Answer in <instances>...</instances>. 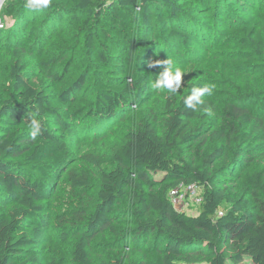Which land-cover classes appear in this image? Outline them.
I'll return each mask as SVG.
<instances>
[{
  "label": "trees",
  "instance_id": "trees-1",
  "mask_svg": "<svg viewBox=\"0 0 264 264\" xmlns=\"http://www.w3.org/2000/svg\"><path fill=\"white\" fill-rule=\"evenodd\" d=\"M176 1L179 0H70L72 9L86 12L89 17L96 12L105 15L109 27L126 39L129 50L111 64L110 75L104 79L95 76L96 68L86 58L78 62L61 60L56 67L49 61L48 75L56 87L54 97L40 89L35 80L23 76L24 47L11 49L9 71L14 92L0 105V120L6 117L27 130L0 133V196L12 204L0 215V264H44L40 248L45 218L40 201L51 196L60 178L70 192V211L60 215L58 221L73 223L74 244L66 254L65 233L58 241H47L46 264H121L94 249V245L102 244L106 231L114 230L112 214L121 200L136 205L141 217L132 238L131 251L136 259L143 257V238L153 233L159 252L157 264H229L246 259L264 264V162L255 165L250 157H244L242 176L248 185L250 204L243 207L219 189L206 171L212 161L222 156L220 147L203 157L201 168L170 159L176 147L193 139L201 144L207 140H238L243 126L252 120L249 110L233 102L218 108L207 95L197 110L186 108L184 99L193 88L200 87L198 82L164 95L162 134L158 133L160 119L155 113L134 108L141 81L137 66L153 47L149 39H160L168 47L191 39L188 32L171 26L168 19L153 10L154 4ZM52 4L60 12L64 9L63 0ZM259 18L261 31L246 25L234 30L237 47L245 55L234 61L237 65L252 66L257 61L264 64V13H259ZM193 67L194 77L199 76L201 64ZM92 83L96 94L90 98L87 90ZM128 109L135 112L134 126L124 133L121 143L109 148V160L114 166L106 169L102 167L105 159L99 154L97 137ZM213 112L220 113L221 124L206 135L204 119ZM33 119L40 123L35 140L30 136ZM84 124H88L82 128L84 134L92 130L93 137L86 144L78 141L83 151L81 158L100 169V187L94 199L85 193L91 185L88 172L70 165L67 144V139L76 136ZM154 173L172 180V184L161 193L142 192L141 184H152ZM180 182L202 187V202L196 213L180 212L170 203L169 190ZM223 203L229 207L224 208Z\"/></svg>",
  "mask_w": 264,
  "mask_h": 264
},
{
  "label": "rangeland",
  "instance_id": "rangeland-1",
  "mask_svg": "<svg viewBox=\"0 0 264 264\" xmlns=\"http://www.w3.org/2000/svg\"><path fill=\"white\" fill-rule=\"evenodd\" d=\"M97 1L109 3L113 0ZM53 2L57 0H52L51 3ZM70 3V0H63L64 9L61 12L50 4L48 8L34 13L24 7L25 0H0V105L14 92L9 71L13 47L23 46L26 50L23 76L35 80L39 88L51 97L55 96L56 87L48 75L49 61H52V67H56L61 60L78 62L86 58L96 68L95 76L104 79L110 75L108 71L112 70L111 64L117 63L119 57L127 54L128 42L109 27L105 15H98L96 12L89 17L86 12L72 9ZM153 10L168 19L171 26L188 32L191 39L187 43L181 42L170 47L164 45L160 39H149L153 47L145 60L137 66L141 81L138 84V101L134 108L143 113H155L160 119L158 133H163L162 101L167 92L151 87L158 74L163 71V66L149 68L148 63L166 59H170L175 66L185 71L182 85L195 82L200 87L205 84L215 85L212 95L208 97L218 108L227 102L247 108L252 120L243 126L238 140L231 143L207 140L201 144L193 139L176 147L170 154L173 163H187L201 168L203 157L211 149L220 147L222 156L212 161L206 171L219 189H224L238 205L247 207L250 204V194L247 182L242 176L244 157H250L255 165L264 162V64L261 61L252 66L234 63L245 56L237 47L238 40L234 30L238 26L246 25L261 31L259 13H264V0H179L169 5L154 4ZM90 37L91 41L88 42ZM200 64V75L194 77L193 66ZM95 94V84L92 83L88 87L87 96L93 98ZM134 116L133 110L122 112L97 137L99 154L105 159L102 167L113 168L114 164L109 160V148L122 142L124 133L134 126ZM204 121L207 122L205 131L208 135L221 124L220 113H209ZM87 127L88 124L82 125L76 136L67 139V144L71 156L70 165L88 172L91 185L85 189V193L94 199L100 187V169L82 160L83 151L79 150L78 144L79 140L86 144L93 137L92 130L87 131L89 134H84L82 128ZM25 130L26 126L14 124L6 117L0 120V133H20ZM151 176L154 179L152 184H141L144 193H161L173 182L159 173ZM69 193L60 178L54 185L51 196L40 201L45 218V233L40 248L44 264L49 257L47 241H58L62 232L66 234L63 251L69 254L73 249V223L68 220L58 221L60 215L70 211ZM11 205V202L0 196V215L5 214ZM223 207L227 208L229 205L223 203ZM136 210L137 206H130L126 200H121L114 206L111 220L114 230L105 232L102 244H93L98 254L121 264L159 262L153 233L146 235L140 243L143 257L136 259L133 256L132 238L141 219ZM191 211L197 212L194 209ZM228 263L253 264L248 259L239 263ZM195 264L209 263L203 261Z\"/></svg>",
  "mask_w": 264,
  "mask_h": 264
},
{
  "label": "clouds",
  "instance_id": "clouds-1",
  "mask_svg": "<svg viewBox=\"0 0 264 264\" xmlns=\"http://www.w3.org/2000/svg\"><path fill=\"white\" fill-rule=\"evenodd\" d=\"M51 2L52 0H25L24 7L29 11H38L48 8ZM159 66H163V71L158 74L151 87L170 94L177 93L182 87L183 76L186 74L185 71L175 66L170 59L149 61L148 63L149 68ZM214 88L215 85L213 84H205L202 87L193 88L191 93L185 97L184 106L193 111L197 110V107L204 102L202 98L206 95L211 96ZM30 128V136L35 140L40 133L39 121L33 119Z\"/></svg>",
  "mask_w": 264,
  "mask_h": 264
},
{
  "label": "built area",
  "instance_id": "built-area-1",
  "mask_svg": "<svg viewBox=\"0 0 264 264\" xmlns=\"http://www.w3.org/2000/svg\"><path fill=\"white\" fill-rule=\"evenodd\" d=\"M201 186L197 183L180 182L169 190L168 199L172 206L185 213H196L202 202Z\"/></svg>",
  "mask_w": 264,
  "mask_h": 264
}]
</instances>
